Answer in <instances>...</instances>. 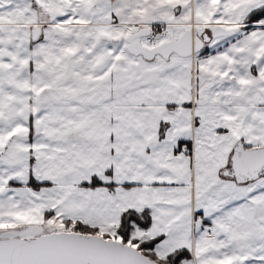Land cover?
<instances>
[{
    "label": "snow or ice",
    "instance_id": "1",
    "mask_svg": "<svg viewBox=\"0 0 264 264\" xmlns=\"http://www.w3.org/2000/svg\"><path fill=\"white\" fill-rule=\"evenodd\" d=\"M0 264H264V0H0Z\"/></svg>",
    "mask_w": 264,
    "mask_h": 264
}]
</instances>
